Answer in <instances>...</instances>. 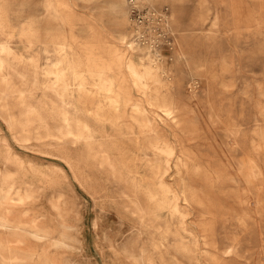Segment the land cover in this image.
Returning a JSON list of instances; mask_svg holds the SVG:
<instances>
[{"label": "rangeland", "instance_id": "1", "mask_svg": "<svg viewBox=\"0 0 264 264\" xmlns=\"http://www.w3.org/2000/svg\"><path fill=\"white\" fill-rule=\"evenodd\" d=\"M96 1L0 0V211L28 222L0 237L45 264H264V0H145L173 60L147 95L125 73L118 110L115 49L153 54L131 48L129 0Z\"/></svg>", "mask_w": 264, "mask_h": 264}, {"label": "bare ground", "instance_id": "2", "mask_svg": "<svg viewBox=\"0 0 264 264\" xmlns=\"http://www.w3.org/2000/svg\"><path fill=\"white\" fill-rule=\"evenodd\" d=\"M98 1V0H97ZM96 1V2H97ZM125 1L126 0H119V2H117L116 3V7L115 8H118V7H124V4H125ZM85 2V1H84ZM99 2V1H98ZM116 2V1H115ZM154 2V1H153ZM228 2V1H227ZM51 3V2H50ZM86 3V2H85ZM84 3V4H85ZM94 3V2H93ZM92 3V4H93ZM151 3V2H150ZM174 3V2H173ZM204 3V2H203ZM222 3V2H221ZM225 3V2H224ZM52 4V3H51ZM104 4H107V3H104ZM180 4V3H179ZM218 4H220V3H218ZM47 5V4H46ZM72 5V4H71ZM145 5V4H144ZM177 5V4H176ZM202 5V4H201ZM210 5V4H209ZM241 5V4H240ZM48 6V5H47ZM50 6V5H49ZM48 6V8H50ZM53 6V5H52ZM82 6V5H81ZM112 6V5H111ZM130 6V5H129ZM203 6H205V5H203ZM55 7V6H54ZM88 7V6H87ZM86 7V8H87ZM99 7H100V5H99ZM102 7H104L105 8V5L104 6H102ZM101 7V8H102ZM148 7V6H147ZM209 7V6H208ZM242 7V6H241ZM47 8V9H48ZM57 8V7H56ZM110 8V7H109ZM204 8V7H203ZM40 9V8H39ZM88 9V8H87ZM111 9V8H110ZM106 10H107V8H106ZM120 10H122V9H120ZM153 10H154V8H153ZM204 10V9H203ZM213 10H215V9H213ZM221 10V9H220ZM233 10V9H232ZM242 10V9H241ZM45 11V10H44ZM47 11V10H46ZM80 11V10H79ZM97 11V10H96ZM101 11H102V9H101ZM123 11V10H122ZM174 11H176V10H174ZM244 11V10H243ZM95 12V11H94ZM210 12V11H209ZM58 13V12H57ZM104 13V12H103ZM171 13V12H170ZM175 13H177V12H175ZM179 13V12H178ZM51 14V13H50ZM53 14V13H52ZM116 14V13H115ZM128 14V13H127ZM200 14V13H199ZM84 15V14H83ZM88 15V14H87ZM201 15V14H200ZM215 15V14H214ZM59 16H60V14H59ZM76 16V15H75ZM98 16V15H97ZM103 16V15H102ZM174 16V15H173ZM202 16V15H201ZM93 17H94V15H93ZM123 17V16H122ZM215 17V16H214ZM118 18V20H120L119 19V17H117ZM245 18H247V17H245ZM94 19V18H93ZM126 19H127V17H126ZM201 19V18H200ZM263 19V18H262ZM117 20V21H118ZM198 20H199V18H198ZM247 20H249V19H247ZM253 20V19H252ZM208 21V20H207ZM41 23V22H40ZM206 23V22H205ZM67 24V23H66ZM250 25H252V24H250ZM57 26V25H56ZM55 26V27H56ZM65 26V25H64ZM264 26V25H263ZM76 27V26H75ZM116 27H118V26H116ZM129 27V26H128ZM259 27V26H258ZM64 28V27H63ZM113 28V27H112ZM238 28V27H237ZM264 28V27H263ZM133 29V28H132ZM248 29V28H247ZM52 30V29H51ZM60 30V29H59ZM112 30H114V29H112ZM119 30V29H118ZM261 31V30H260ZM40 32V31H39ZM52 32V31H51ZM58 32V31H57ZM62 32V31H61ZM64 32V31H63ZM110 32V31H109ZM113 32H115V31H113ZM117 32H119V31H117ZM191 32V31H190ZM53 33V32H52ZM60 33V32H59ZM107 33H108V31H107ZM187 33H189V31H187ZM64 35H66L65 34V32L63 33ZM73 34V33H72ZM127 34V33H126ZM263 34V33H262ZM45 35V34H44ZM75 35V34H74ZM107 35V34H106ZM170 35V34H169ZM210 35V34H209ZM211 35H213V34H211ZM41 36V35H40ZM39 36V37H40ZM72 36V35H71ZM114 37H115V35H113ZM122 36V35H121ZM176 36V35H175ZM195 36V35H194ZM215 36V35H214ZM263 36V35H262ZM53 37V36H52ZM198 37V36H197ZM105 38V37H104ZM116 38V37H115ZM118 38V37H117ZM121 38V37H120ZM65 39V38H64ZM68 39V38H67ZM86 39V38H85ZM132 39V38H131ZM210 40V39H209ZM212 40V39H211ZM61 41V40H60ZM179 41H180V39H179ZM183 41V40H182ZM182 41H181V43H182ZM217 41V40H216ZM62 42V41H61ZM68 42H70V41H68ZM110 42V41H109ZM178 42V41H177ZM184 42V41H183ZM208 41H206V43H207ZM65 44V43H64ZM90 44V43H89ZM129 44V43H128ZM169 44V43H168ZM178 44H179V42H178ZM204 44V43H203ZM75 45V44H74ZM86 45V44H85ZM107 45V44H106ZM119 45V44H118ZM182 45V44H181ZM214 45H215V43H214ZM178 46V45H177ZM117 47V46H116ZM129 47V46H128ZM193 47V46H192ZM200 47V46H199ZM85 48V47H84ZM101 48V47H100ZM185 48H187V47H185ZM214 48V47H213ZM111 49V48H110ZM138 49V48H137ZM200 49V48H199ZM199 49H197V50H199ZM206 49V48H205ZM211 49V48H210ZM74 50V49H73ZM87 50V49H86ZM135 50V49H134ZM181 50V49H180ZM187 50V49H186ZM207 50V49H206ZM80 51H82V49L80 50ZM84 51V50H83ZM123 51V50H122ZM129 51V50H128ZM131 51V50H130ZM173 51V50H172ZM176 51V50H175ZM182 51V50H181ZM189 51H191V50H189ZM194 51V50H193ZM202 51V50H201ZM195 52V51H194ZM78 53V52H77ZM82 53H84V52H82ZM215 53V52H214ZM75 54V53H74ZM176 54H177V52H176ZM206 54V53H205ZM208 54H209V51H208ZM83 55V54H82ZM197 55H199V54H197ZM93 56V55H92ZM113 56V55H112ZM128 56V55H127ZM183 56V55H182ZM196 56V55H195ZM184 57V56H183ZM202 57V56H201ZM203 57H206V56H203ZM115 58H116V60H115V62L117 63V65L119 66V68L121 69L119 72H122V75L121 76H123V80L122 81H124L123 82V84H122V86H121V88H120V90L119 89H117L116 88V86H115V80H114V78L112 79V78H110L108 75V77H105V75L103 74V75H101V82H100V86H101V88H102V90H103V88L106 90V92L108 91L109 92V99L111 100V102L115 105V107H116V109L118 110L119 108H121V102H120V100H121V95H122V92H123V90H122V87H124L123 85L125 84V83H127V80H126V78H125V75H129V77L131 78L130 80H132V83H133V85L135 86V87H137V88H139L140 90H142L143 92H144V94H146L147 95V93H148V90L151 88V87H154V88H158V87H161V86H163V84H164V79H165V76H164V69H163V67L162 66H165V65H162V64H159V61L157 62V61H152L151 60V58L150 57H148V58H150L149 59V61L148 62H150L149 63V65H146V64H142L141 66H139L134 60H129V61H127V63L125 62V57H124V55L122 54V52L119 50V48L118 49H115ZM129 58V57H128ZM185 58V57H184ZM183 58V59H184ZM130 59V58H129ZM147 59V58H146ZM179 59H181V58H179ZM188 59V58H187ZM192 59H195V58H192ZM177 60V59H176ZM200 60H201V58H200ZM202 60H203V58H202ZM201 60V61H202ZM137 61V60H136ZM191 61V60H190ZM196 61H197V59H196ZM73 62V61H72ZM195 62V61H194ZM200 62V61H199ZM84 63V62H83ZM162 63H166V62H162ZM181 63V62H180ZM200 64H202V63H200ZM227 64V63H226ZM115 65V64H114ZM114 65H112V66H114ZM176 65H178V63L176 64ZM196 65V64H195ZM198 65V64H197ZM80 66V65H79ZM78 66V67H79ZM117 66V67H118ZM185 66V65H184ZM190 66V65H189ZM224 66V65H223ZM72 67V66H71ZM83 68V67H82ZM87 68V67H86ZM112 68V67H111ZM201 69V68H200ZM203 69H205V67L203 68ZM225 69V68H224ZM191 70V69H190ZM229 70V69H228ZM103 71V70H102ZM118 71V70H117ZM181 71V70H180ZM179 71V72H180ZM198 71V70H197ZM85 72V71H84ZM88 72V71H87ZM114 72V71H113ZM199 72V71H198ZM78 73V72H77ZM99 73V72H98ZM125 73H127V74H125ZM194 73V72H193ZM196 73V72H195ZM213 73V72H212ZM223 73H224V70H223ZM119 74V73H118ZM183 74V73H182ZM83 75H84V73H83ZM86 75V74H85ZM99 74H97L96 76H98ZM117 75V74H116ZM184 75V74H183ZM183 75H181V76H183ZM59 76V75H58ZM64 76H65V74L63 73L62 74V77H57V84H56V87H58V86H60V84L64 81ZM79 76V75H78ZM90 76V75H89ZM120 76V75H119ZM204 76V75H203ZM226 76V75H225ZM84 77V76H83ZM82 77V78H83ZM93 77V76H92ZM115 77V76H114ZM115 78H117V77H115ZM85 79V78H84ZM97 79V78H96ZM179 79V78H178ZM81 80V79H80ZM129 80V79H128ZM166 80V79H165ZM204 80V79H203ZM69 81V80H68ZM93 81V80H92ZM171 81H172V79H171ZM177 81H180V80H177ZM184 81V80H183ZM191 81V80H190ZM82 82V81H81ZM90 82V81H89ZM121 82V81H120ZM195 82V81H194ZM194 82H192L191 83V85H190V89H194ZM201 82V81H200ZM83 83V82H82ZM94 83V82H93ZM118 83V82H117ZM132 83H130V84H132ZM91 84V83H90ZM129 84V85H130ZM175 84V83H174ZM197 84V83H196ZM83 85V84H82ZM86 85V84H85ZM197 86V85H196ZM78 87V86H77ZM86 87V86H85ZM198 87V86H197ZM82 88V87H81ZM126 88V87H125ZM137 88H135V89H137ZM96 89V88H95ZM99 89V88H98ZM134 89V88H133ZM175 89V88H174ZM189 89V90H190ZM163 90V89H162ZM67 91H68V89L67 90H65V91H63L60 95H62V99L65 101V99H64V97L67 95ZM93 91H94V89H93ZM157 91V90H156ZM165 91V90H164ZM195 91V90H194ZM83 92V91H82ZM102 92V91H101ZM136 92V91H135ZM128 93V92H127ZM154 93V92H153ZM104 94V93H103ZM132 94V93H131ZM149 94V93H148ZM164 94V93H163ZM190 94V93H189ZM72 95V94H71ZM128 95V94H127ZM133 95V94H132ZM168 95H169V93H168ZM167 95V96H168ZM184 95V94H183ZM165 96V95H164ZM181 96V95H180ZM99 97V96H98ZM97 97V98H98ZM103 97H105V96H103ZM136 97H137V95H136ZM143 97V96H142ZM147 97V96H146ZM169 97H171L170 95H169ZM173 97V96H172ZM171 97V98H172ZM190 97V96H189ZM73 98V97H72ZM127 98H128V96H127ZM168 98V97H167ZM191 98V97H190ZM87 100V99H86ZM129 101L131 100V98L129 97V99H128ZM140 100V99H139ZM168 100H170V99H168ZM178 100H179V98H178ZM180 100H182V99H180ZM73 101V100H72ZM97 101V100H96ZM188 101V100H187ZM144 102V101H143ZM147 102V101H146ZM171 102H172V100H171ZM180 102V101H179ZM182 102V101H181ZM64 103V102H63ZM124 103H125V101H124ZM108 104V103H107ZM164 105H162L161 106V109H162V111L164 112V113H166L167 115H171L172 116V114H173V110H172V106L170 107L168 104H166L165 102L163 103ZM182 104V103H181ZM184 104V103H183ZM142 105H144V104H142ZM64 106V105H63ZM106 108V107H105ZM143 108H144V106H143ZM153 108V107H152ZM114 109V108H113ZM115 109V110H116ZM126 109V108H125ZM133 109V108H132ZM67 110V109H66ZM90 110H91V108H90ZM112 110V109H111ZM121 110V109H120ZM183 110H185V109H183ZM194 110V109H193ZM68 111V110H67ZM107 111H109V110H107ZM187 111V110H186ZM111 112V111H110ZM109 112V113H110ZM135 112L137 113V115H139V116H141L144 120H146V116H145V113H144V111L140 108V106H138V105H135ZM146 112V111H145ZM178 112V111H177ZM176 112V113H177ZM92 113V112H91ZM106 113V112H105ZM115 113V112H114ZM113 113V114H114ZM134 113V112H133ZM135 113V114H136ZM182 113H184V111L182 112ZM112 114V115H113ZM117 114V113H116ZM63 122L64 123H66L67 121H69L70 119H69V117H68V115H67V113L65 112H63ZM117 116H118V114H117ZM123 116V115H122ZM141 117H139L140 119H141ZM60 118V117H59ZM138 118V119H139ZM148 118V117H147ZM130 119V118H129ZM142 119V120H143ZM189 119V118H188ZM118 120H119V118H118ZM120 121V120H119ZM109 122V121H108ZM127 122H128V120H127ZM145 123L148 125V126H150V121L149 120H146L145 121ZM69 124V123H68ZM143 124V123H142ZM142 124H141V126H142ZM62 125V124H61ZM65 125V124H64ZM70 125V124H69ZM138 125V124H137ZM119 125H117V127H118ZM136 126V125H135ZM65 127H68V126H66L65 125ZM64 127V128H65ZM148 130V129H147ZM67 131H68V129H67ZM86 131V130H85ZM71 134H74L72 131H69ZM68 132V133H69ZM87 132V131H86ZM143 132H145V131H143ZM106 133V132H105ZM68 136V135H67ZM121 136H122V134H121ZM148 136V135H147ZM114 138V137H113ZM236 143V142H235ZM233 146V145H232ZM6 204H10V206L11 207H13V203L9 200V197L8 196H1V203H0V206L1 205H6ZM30 226V225H29ZM30 227H32L33 229H36L35 230V232H34V234H35V236L38 238V239H40V240H42V239H44L46 236V231L45 230H43L37 223H33ZM9 231H12V232H22V231H27L28 232V222H25V220H21V221H16V220H12V219H10L9 218V216H6V215H3L2 214V212L0 211V233L1 232H9ZM5 234V233H4ZM5 236H6V238H1L0 237V260L3 262V264H34L35 262H37L38 261V264H45L46 262H47V260H48V253H47V251L45 250V251H43V253H41L40 255H39V258H38V260H35L34 258H33V254H31L30 256H28L27 254L24 256V255H22L21 254V251L19 250L20 248H19V246H20V244H23V241L22 240H20V239H17L16 241H11L10 239H9V235L6 233L5 234Z\"/></svg>", "mask_w": 264, "mask_h": 264}, {"label": "built area", "instance_id": "3", "mask_svg": "<svg viewBox=\"0 0 264 264\" xmlns=\"http://www.w3.org/2000/svg\"><path fill=\"white\" fill-rule=\"evenodd\" d=\"M145 0H129V18L133 27V42L131 48H146L153 58L159 62L172 61V58L162 55L161 47H168L167 36H170L167 28V11H157L145 7ZM170 47L176 49V42ZM174 49V50H175ZM150 57V55H149ZM151 58V57H150ZM172 59V60H171Z\"/></svg>", "mask_w": 264, "mask_h": 264}]
</instances>
